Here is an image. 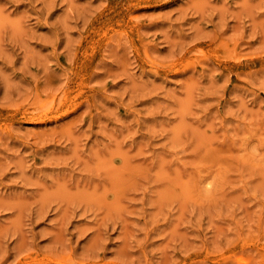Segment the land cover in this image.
I'll return each instance as SVG.
<instances>
[{
  "label": "rangeland",
  "instance_id": "374dc122",
  "mask_svg": "<svg viewBox=\"0 0 264 264\" xmlns=\"http://www.w3.org/2000/svg\"><path fill=\"white\" fill-rule=\"evenodd\" d=\"M0 264H264V0H0Z\"/></svg>",
  "mask_w": 264,
  "mask_h": 264
}]
</instances>
